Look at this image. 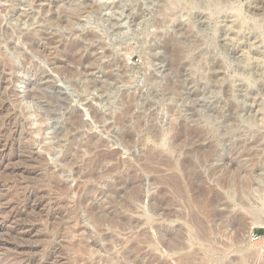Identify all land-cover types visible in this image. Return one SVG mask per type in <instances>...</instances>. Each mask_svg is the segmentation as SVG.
<instances>
[{"label": "rangeland", "instance_id": "rangeland-1", "mask_svg": "<svg viewBox=\"0 0 264 264\" xmlns=\"http://www.w3.org/2000/svg\"><path fill=\"white\" fill-rule=\"evenodd\" d=\"M9 1L0 0V34L13 32L8 43L16 45L22 52L18 55L6 50L4 36L0 39L4 58L10 57V63L19 69L14 74L18 79L16 83L0 85V129L4 131L0 134V264L126 263L121 256L112 258L120 248L127 249L132 245V231L117 230L115 236L123 245L110 244L103 241L88 222L87 214L93 205L99 207L102 204L96 213L102 208H111L114 200H118L114 194L117 189L112 185L119 182L127 185L134 174L139 179L141 197L135 203V212L129 215L142 221L150 217L154 223V229L148 230L154 243L145 249L153 253L152 264H263L264 0ZM92 3L101 7L98 15L86 10ZM66 7L70 10L86 8L80 14H71L72 10L61 14L60 9ZM50 9L53 10L50 12ZM39 29L46 37L61 36L69 41L78 40L84 31L102 38L106 49L95 52L94 57L102 60L100 65L104 74L95 70L84 78V82L61 74L62 71L54 69L41 56L31 53L24 42L26 33ZM170 37L176 40L190 37L192 44L185 61L173 64L174 67L170 55L163 49ZM107 51L115 54L119 64L105 54ZM124 70L128 71L129 79H120ZM106 74L112 75L107 84L103 78ZM169 80L180 83L182 89L179 98L171 102V97L158 93L164 91V84ZM91 81L105 83L104 88L108 89H81V82L83 85ZM34 92L39 96L31 99ZM131 95H134L132 102ZM128 103L132 106L129 115ZM90 107L106 120L103 126L95 122ZM77 113L84 124L82 132L103 140L109 147L108 152L118 153L116 160L121 163L120 169L112 176L98 181L85 179L75 172L81 165H66L61 134L66 132L71 118ZM15 114L21 115L17 121L19 132L10 137L14 139L13 146L7 147L6 151L2 145L13 127L7 126L6 121ZM181 121L192 126H213V134L218 140L214 153L201 169L204 188L223 195L231 215L242 214L238 235L230 227L222 233L220 222L214 223L215 226H204L196 217L191 220L193 211L189 208L190 197H185L188 193L181 184L183 182L173 181L172 171L164 167L163 162L170 156L168 147L164 146L170 138L163 136L161 142L165 145H160L154 138L155 133L159 130L168 132L171 123L179 127ZM105 126H110L109 131L103 128ZM129 135L134 137L132 146L124 140ZM151 157L155 158L153 163ZM116 162H108L107 168H112ZM173 163L176 164V160ZM175 187H179L178 192ZM125 195L126 192L121 193V199ZM157 226L164 227L162 233L156 230ZM207 228L213 231L209 232ZM102 229L106 233L112 232L107 225ZM144 229L145 226L138 227L137 234L143 233ZM93 235L98 239L96 245L92 242ZM176 237L181 240V249H168L163 245L165 241L174 243ZM108 245L110 252L102 250ZM99 247L103 248L100 250Z\"/></svg>", "mask_w": 264, "mask_h": 264}, {"label": "bare ground", "instance_id": "bare-ground-1", "mask_svg": "<svg viewBox=\"0 0 264 264\" xmlns=\"http://www.w3.org/2000/svg\"><path fill=\"white\" fill-rule=\"evenodd\" d=\"M9 1V0H8ZM33 1V0H32ZM167 1V0H166ZM188 1V0H187ZM202 1V0H201ZM10 2V1H9ZM74 2V1H73ZM85 2V1H84ZM154 2V1H153ZM165 2V1H164ZM204 2V1H203ZM210 2V1H209ZM76 3V2H74ZM169 3V2H167ZM175 3V2H174ZM206 3V2H205ZM73 4V3H72ZM96 4V3H95ZM170 4V3H169ZM177 4V3H176ZM179 4V3H178ZM177 4V5H178ZM188 4V3H187ZM197 4V3H196ZM69 5V4H68ZM77 5V4H76ZM89 5V4H88ZM166 5V4H165ZM165 5H163L165 7ZM191 5V4H190ZM201 5V4H200ZM79 6V5H78ZM77 6V7H78ZM86 6L83 4V7ZM167 6V5H166ZM171 6V5H170ZM180 6H184L183 4ZM194 6H196L194 4ZM202 6V5H201ZM200 6V7H201ZM23 7V6H22ZM21 7V8H22ZM72 7V6H71ZM176 7V6H175ZM191 7V6H190ZM86 8V7H85ZM85 8L81 9V8H76L75 10H70V8L66 7L65 9H60V13L61 14H65L68 13L69 10L72 13H84ZM162 8V7H161ZM167 8V7H166ZM188 8V7H187ZM90 10L92 11L94 14H99L101 12V7L100 6H96L93 3L89 6V8H87L86 10ZM159 9V8H158ZM171 9V8H170ZM249 9V8H248ZM53 9H50V12ZM88 10V11H89ZM160 10V9H159ZM169 10V9H168ZM203 10V9H202ZM206 10V9H205ZM163 11V10H161ZM160 11V12H161ZM170 11V10H169ZM174 11V10H173ZM183 11V10H182ZM27 11H23V13H25ZM159 12V11H158ZM166 11H164L165 13ZM176 13V12H175ZM91 14V13H90ZM2 15V14H1ZM53 15V14H52ZM190 15V14H188ZM18 16V15H17ZM164 16V15H163ZM2 17V16H1ZM56 17V15H55ZM165 17V16H164ZM168 17V16H167ZM166 17V18H167ZM170 17V16H169ZM182 18V17H181ZM185 18V17H184ZM189 18V17H188ZM60 19V18H59ZM232 19V18H231ZM242 20V18H240ZM239 19V20H240ZM1 20V19H0ZM21 20V19H20ZM52 20L53 17H52ZM56 20V19H55ZM160 20V19H159ZM199 20V19H198ZM244 20V19H243ZM35 21V20H34ZM65 21V20H64ZM74 21V20H73ZM99 21V20H98ZM192 21V20H191ZM235 21V20H234ZM61 22V21H60ZM159 22V21H158ZM239 22V21H238ZM237 22V23H238ZM244 22V21H243ZM51 23V22H50ZM57 23V22H56ZM160 23V22H159ZM157 23V24H159ZM164 23V22H163ZM1 24V22H0ZM60 24V23H59ZM239 24V23H238ZM41 25V24H40ZM56 25V24H55ZM68 25V24H67ZM164 25V24H163ZM248 25V24H247ZM246 25V26H247ZM250 25V24H249ZM180 26V25H179ZM233 26V25H232ZM245 26V25H244ZM21 27V26H20ZM239 27V26H238ZM73 28V27H72ZM231 28V27H230ZM233 28V27H232ZM231 28V29H232ZM44 29V28H43ZM60 29V28H59ZM40 31H42V29H39L35 32L32 33H26L25 34V43L28 46V49L36 54H38L39 56H41V59L45 60L46 62H48L52 67H54V69L56 70H60L61 74L63 73V75L66 73L70 78H74V79H79L80 81L83 80L84 82V78L89 75L91 72H94L95 70H100L102 74L103 73V67L100 65L102 60H99L96 56L94 57L95 52H99L100 50H105V44L102 41V38H100L99 36H97L96 34H94L93 32L90 31H84L78 40H67L64 37L60 38V40L58 41L57 39L59 38H53L52 36L49 37L44 34V33H40ZM55 31V30H54ZM45 32V31H44ZM49 32V31H48ZM2 33V32H1ZM56 33V32H55ZM74 33V31H73ZM72 35H76L73 34ZM78 33V32H77ZM189 33V32H188ZM60 34V32H59ZM58 34V35H59ZM182 34V33H181ZM191 34V33H189ZM2 35V34H0ZM13 35V32L11 31H4L3 35L0 36V39L2 40L3 36H4V41L3 43L6 46V50H12L16 53H18V55L21 54L22 49H20L19 47L15 46H11L8 43V39ZM63 35V34H62ZM79 35V34H78ZM76 35V36H78ZM236 35V34H235ZM242 35V34H241ZM240 35V36H241ZM249 35V34H248ZM181 36V35H180ZM179 36V37H180ZM185 36V35H184ZM57 37V36H56ZM13 38V37H12ZM195 38V37H194ZM241 39V38H240ZM243 39V38H242ZM0 40V43H1ZM190 37H185V38H181V39H175L173 37H170L168 39V41L166 42L165 46H164V52H166V54L170 55V58L172 60V66L173 64H179L180 62H182V60L186 57L187 55V51L188 49H192L191 45H190ZM196 42V41H195ZM252 42V41H251ZM198 44V42H197ZM222 44V43H221ZM1 45L0 44V85L3 84V82H6V85H12L13 83H16V78H14V74L17 70H19L16 66L12 65V60L4 58V54H2L1 52ZM57 45V46H55ZM164 45V44H163ZM193 46H195L193 44ZM163 47V46H162ZM264 47V46H263ZM254 48V47H253ZM224 49V48H223ZM230 49V48H229ZM157 50V49H156ZM153 52V51H152ZM155 52V51H154ZM192 52V51H191ZM249 52V51H248ZM259 53V52H258ZM107 56H112L110 58H114L113 60L116 61V63H118V61L116 60V57L114 56L115 54H113V52L111 51H107L105 53ZM163 54V53H162ZM165 54V55H166ZM232 54V53H231ZM246 54V53H245ZM26 55V54H25ZM156 55V54H155ZM161 55V54H160ZM55 56V57H54ZM106 56V57H107ZM6 57V56H5ZM27 57V56H26ZM105 57V58H106ZM30 58V57H28ZM163 58V57H162ZM187 58V57H186ZM257 58V57H256ZM25 59V58H24ZM250 59V58H249ZM247 60V59H246ZM253 60V59H252ZM29 61V60H26ZM185 61V59H184ZM188 61V60H187ZM248 61V60H247ZM113 62V61H112ZM250 62V61H249ZM115 63V65H116ZM246 63V62H245ZM261 63V62H260ZM113 64V63H112ZM119 64V63H118ZM117 64V65H118ZM182 64V63H181ZM116 65V66H117ZM58 66V67H57ZM118 67V66H117ZM174 67V66H173ZM182 67V66H181ZM110 68V67H109ZM163 69V68H162ZM174 69V68H173ZM220 70V69H219ZM43 73V72H42ZM100 73V74H101ZM170 73V71L168 72ZM180 73V72H179ZM178 73V74H179ZM244 73V72H243ZM128 71H123L122 73V77H120V79L122 78H127L129 79V76H127ZM252 74V73H251ZM43 75V74H42ZM41 75V76H42ZM262 75V74H261ZM45 76V75H44ZM67 76V77H68ZM222 76V75H221ZM252 75H250L251 77ZM47 79V77H45ZM104 80L107 84V81L112 79V75L110 74H106L104 75ZM131 78H133L131 76ZM130 78V79H131ZM258 78V77H257ZM43 79V78H42ZM50 79V78H49ZM76 79V80H77ZM119 79V80H120ZM214 79V78H213ZM51 80V79H50ZM117 80V79H116ZM132 80V79H131ZM49 81V80H48ZM79 81V82H80ZM121 81V80H120ZM124 81V80H122ZM127 80L124 81V83H126ZM157 81V79H156ZM179 81V80H178ZM87 82V81H86ZM129 82V81H128ZM152 82V81H151ZM175 82V81H174ZM173 81L171 82L170 80L167 81L164 85V91L161 90V95H163L164 97L169 96L170 102L171 100L174 101L175 98H179L182 89L180 86V83H174ZM160 83V82H159ZM264 83V82H263ZM40 83H38L39 85ZM103 84H99L96 81H91L88 83H83L81 82V89H84V91H95V90H100L102 91L103 89L106 90L108 89L106 87V89L104 88ZM5 85V86H6ZM33 85V83H32ZM31 85V86H32ZM54 85V83H53ZM36 86V85H35ZM43 86V85H42ZM47 86L48 85L47 83ZM10 87V86H9ZM229 87V86H228ZM34 88V87H33ZM231 88V87H230ZM40 89V86H39ZM44 89V88H43ZM8 90V89H7ZM30 90V89H29ZM41 90V89H40ZM39 90V91H40ZM159 90V89H158ZM248 90V89H247ZM193 91V90H192ZM45 92V91H44ZM105 92V91H104ZM214 92V91H213ZM188 93V92H187ZM190 93V92H189ZM9 95V94H8ZM135 95V94H134ZM133 95V96H134ZM11 96V95H10ZM37 96V93L34 92L32 95H30L31 99H35ZM133 96L131 95V102L134 101ZM158 96V95H157ZM21 97V96H20ZM29 97V99H30ZM156 97V96H155ZM158 98V97H157ZM162 99V98H160ZM14 100V99H13ZM83 100V99H82ZM85 100V99H84ZM130 100V99H129ZM28 101V100H27ZM130 102V101H129ZM14 103V102H12ZM22 103V102H21ZM128 110H127V114H131L132 111V106H130V103ZM248 104V103H247ZM200 105V104H199ZM12 106V105H11ZM173 107V106H172ZM199 107V106H198ZM92 117L95 120L96 123H98L99 125H102L104 123H106L104 121V118L100 115L97 114V112L92 108ZM170 108V107H169ZM175 109V108H174ZM14 111V110H13ZM69 111V110H68ZM170 111V110H169ZM8 112V111H7ZM1 113V112H0ZM246 113V112H245ZM250 113V112H249ZM24 114V113H23ZM22 114V115H23ZM69 114V113H68ZM20 114H18L19 116ZM26 115V114H25ZM28 115V114H27ZM75 115V114H74ZM122 115V114H121ZM175 115V113H174ZM18 116L17 114L15 115H11L8 120L6 122H8L7 126H13L11 129V134H9V138L8 140H6L5 145H2V148H4L3 150H6L7 147L9 148L12 145V140H14L13 138L10 139V137H15L18 134V128H17V121H18ZM21 116V115H20ZM24 116V115H23ZM69 116V115H68ZM4 117V116H3ZM26 117V116H25ZM132 117V116H131ZM130 117V118H131ZM28 118V116L26 117V119ZM181 118V117H180ZM22 119V117H21ZM195 119V118H194ZM20 120V119H19ZM24 120V119H23ZM28 120V119H27ZM27 120L25 122H27ZM118 120V119H117ZM116 120V121H117ZM120 120V119H119ZM124 120V119H123ZM180 120V119H179ZM15 121V124L13 123ZM41 121V120H40ZM121 121V120H120ZM176 121V120H174ZM173 121V122H174ZM195 121V120H194ZM24 122V123H25ZM199 122V121H197ZM3 123V122H2ZM118 123H120L118 121ZM175 123V122H174ZM194 123V122H193ZM4 124V123H3ZM30 124V123H29ZM125 124V123H124ZM138 124V123H137ZM196 124V123H195ZM6 125V123H5ZM4 125V126H5ZM121 125V124H120ZM140 125V124H139ZM204 125V124H202ZM210 125V124H209ZM207 125L206 127H200L199 125H194L192 126L191 124H188L185 121H181L180 126L178 127L177 125L175 126L173 123H171V127L168 130V132H164L163 130H159L155 133L154 138H156V142L159 143L160 141V145L161 143V139L162 137L165 135H169L168 137L170 138L169 143L164 146V147H168V151H170V156H169V161H165L164 163V167H166L167 169L172 171V177H174L175 180H173V178L171 180L176 181V179L178 181L183 182L181 183L182 185L184 184L185 189L187 190L188 196L185 197H190V202L189 204H187V206L189 205L190 210L193 211V213L191 214V220L192 218H197L199 219V222L201 223V225L203 224L204 226H206L207 224H214L217 222H220L222 225V233H226L228 227H230V229L232 228L233 230L236 231L237 235L240 232V228L242 226V222H243V216L242 214H235V215H231L229 213V206L227 205V203H225V198L223 197V195L221 194H216L214 192H212V190H206L204 188L205 186V180L203 178V174L201 172V169L204 165V163H206L211 155L214 153V149L216 147V143H217V138L214 136L213 134V126H209ZM19 126V125H18ZM115 126V125H113ZM25 127V126H24ZM84 127V124L81 122L80 119V114L77 113L73 118H71V123L69 128L66 130H64V132L61 134V146L62 149H64V156L65 159L67 160L66 162H68L66 165H68L69 167L75 166V165H81L82 167L78 168L75 172L76 175H80L82 174L83 178H88V179H92L95 181H98L100 179H104L108 176H110L111 174L113 175L118 168L120 169V164L118 162V160H116V156H118L117 152L115 151V153H110L107 151V149L109 148L108 145L103 141L100 140L97 136H90L87 133L82 132ZM116 127V126H115ZM124 127V126H122ZM121 127V129H122ZM8 128V127H7ZM23 128V127H22ZM106 131H109L110 126H105L103 127ZM6 129V126H5ZM26 129V128H25ZM119 130V129H118ZM10 131V129H9ZM155 131V130H154ZM4 132L2 129H0V134ZM23 132V131H22ZM129 132V131H128ZM215 132V131H214ZM26 133V132H25ZM60 133V132H59ZM115 133V132H114ZM130 133V132H129ZM22 134V133H21ZM57 134V133H56ZM128 134V133H127ZM132 134V133H131ZM135 134V133H134ZM133 134V135H134ZM24 135V134H22ZM114 135V134H113ZM5 137V136H4ZM30 137V136H28ZM60 137V136H59ZM116 137V136H115ZM167 138V137H166ZM165 138V139H166ZM220 138V137H219ZM10 139V140H9ZM31 139H33L31 137ZM113 139V138H112ZM121 139H124L121 138ZM132 139H134V137H132V135H129L127 137H125V141L127 142L128 145L132 146ZM153 139V138H151ZM26 140V139H25ZM115 140V139H114ZM30 141V139H29ZM35 141V139H34ZM124 141V142H125ZM153 141V140H152ZM25 142V141H24ZM32 142V141H31ZM123 142V143H124ZM154 142V141H153ZM165 142V141H164ZM119 143V142H118ZM166 143V142H165ZM26 144V143H25ZM156 144V143H155ZM164 144V143H163ZM165 145V144H164ZM60 146V147H61ZM124 147V146H123ZM163 147V148H164ZM20 148V147H19ZM131 148V147H130ZM128 148V150L130 149ZM157 149V148H156ZM17 150V149H16ZM51 150V149H50ZM131 150V149H130ZM160 150V149H159ZM7 151V150H6ZM161 151V150H160ZM47 152H49L47 150ZM157 152V150H156ZM155 152V153H156ZM12 153V152H11ZM30 153V152H29ZM151 154V153H150ZM154 152L152 151L153 155ZM160 154V153H157ZM164 154V153H163ZM167 154V153H166ZM168 154V155H169ZM41 155V154H40ZM156 155V154H155ZM154 155V156H155ZM29 156V155H28ZM37 156V155H36ZM39 156V155H38ZM37 156V157H38ZM153 156V157H154ZM165 156V154H164ZM163 156V157H164ZM10 157V156H9ZM35 157V156H34ZM158 157V156H156ZM40 158V157H39ZM42 158V157H41ZM40 158V159H41ZM162 158V157H161ZM165 158V157H164ZM25 159V158H24ZM45 159V158H44ZM43 159V160H44ZM155 159V158H153ZM152 157H151V162H152ZM157 159V158H156ZM117 161L115 163V165L112 168H107L108 166H106L108 164V162L110 163L111 161ZM176 160V164L173 163V161ZM5 161V160H4ZM39 162V160H37ZM65 161V160H64ZM157 161V160H156ZM36 162V161H35ZM43 162V161H42ZM121 162V161H120ZM123 162V161H122ZM15 163V162H14ZM19 163L21 164V162L19 161ZM25 163V162H24ZM32 163V162H31ZM40 163V162H39ZM153 163V162H152ZM151 163V164H152ZM156 163V162H155ZM159 164V163H158ZM157 165V164H156ZM38 166V165H37ZM14 167V166H13ZM30 167V166H29ZM36 167V166H35ZM163 167V166H162ZM6 168V167H5ZM15 168V167H14ZM99 169H101L99 171ZM150 169V168H149ZM154 169V168H153ZM160 169V168H159ZM165 169V168H164ZM118 171V170H117ZM168 171V170H166ZM74 172V174H75ZM54 173V172H53ZM134 174V173H133ZM111 175V176H112ZM128 176V175H127ZM134 176V177H133ZM133 176H128L130 177V182L125 185L124 183L119 184L116 183L112 186H115L116 191L114 192V194H116V197L118 198V200H114V202H110L114 205L111 206V208L104 210L103 208L98 211L96 213V210L100 209L97 205H93L91 207H89L88 209V214L87 216H89V220L88 222H91V224L94 226V228L96 229L97 233L99 236H101L103 241H108L110 244L112 243H121V241H118L116 236H115V232L117 230H124V229H129L130 231H132V236L130 237L131 240L130 242L132 243V245L130 247H128L127 249L125 248H120V250L117 251V254H115L116 256H114L112 259H116L118 258V256H121L122 258L125 259L126 263H121V264H152L151 260L153 257V253L151 251H146L145 249L151 247L154 243V240L151 238L148 230L150 229H154V223L151 222L152 219H150V217L146 218V220L144 219V221L140 220V219H133L129 214L135 212V203L136 201H138L141 197V192L139 190V185H138V180L137 178H135V174ZM80 178V177H79ZM82 178V177H81ZM211 178V177H210ZM83 179V180H85ZM91 180V181H92ZM170 180V181H171ZM61 181V180H60ZM169 181V182H170ZM207 181V180H206ZM58 182V181H57ZM62 182V181H61ZM124 182V181H123ZM174 183V182H173ZM176 183V182H175ZM178 183V184H180ZM57 184V183H55ZM60 185V184H59ZM56 186V185H55ZM111 186V187H112ZM123 186L124 189L121 187ZM172 186V185H171ZM170 186V187H171ZM120 187V189H119ZM182 189L184 187L180 186ZM56 188V187H55ZM113 188V187H112ZM173 188V187H172ZM179 189V187H177ZM175 187V189L178 192V189ZM63 189V188H62ZM114 189V188H113ZM123 189V190H122ZM28 190V189H27ZM49 190V189H48ZM60 190V189H59ZM108 190V189H107ZM111 190V189H109ZM181 190V189H180ZM185 190V192H186ZM36 191V190H35ZM113 191V190H112ZM182 191V190H181ZM184 191V189H183ZM91 192V191H90ZM106 192V191H105ZM108 192V191H107ZM126 195L124 197V199H121V193H125ZM176 192V191H175ZM184 192V193H185ZM40 193V192H39ZM183 193V192H182ZM183 193V194H184ZM52 194V193H51ZM89 194V193H88ZM101 194V193H100ZM113 194V192H112ZM49 195V194H48ZM186 195V194H184ZM183 195V196H184ZM24 196V195H23ZM47 196V195H46ZM102 196H103V192H102ZM52 197V196H51ZM182 197V196H181ZM184 197V198H185ZM183 198V197H182ZM57 199V198H56ZM115 199V198H114ZM181 199V198H180ZM189 199V198H187ZM26 200V199H25ZM38 200V199H37ZM47 200V199H46ZM153 200V199H152ZM44 201V200H43ZM50 201V200H49ZM55 201V199H54ZM113 201V200H110ZM11 202V201H10ZM185 202V201H183ZM6 203V202H5ZM8 203V202H7ZM46 203V202H45ZM44 203V205H45ZM57 203V202H56ZM22 204V203H21ZM20 204V205H21ZM40 205V204H39ZM38 205V206H39ZM17 206V205H16ZM22 206V205H21ZM5 207V206H4ZM34 207V206H33ZM46 207V206H43ZM221 207H224V210H220ZM1 208V207H0ZM30 208V207H28ZM32 209V208H31ZM35 209V207L33 208ZM23 210V209H22ZM42 210V209H41ZM13 212V211H12ZM23 212V211H22ZM26 213V212H25ZM36 213V212H35ZM136 214V213H135ZM233 214V213H232ZM19 215V213H18ZM254 215V214H253ZM6 216V215H5ZM27 217V216H26ZM140 218V217H139ZM143 219V218H142ZM22 220V219H21ZM194 220V219H193ZM195 222L198 220H194ZM256 221V220H255ZM258 221V220H257ZM256 221V222H257ZM4 222V221H3ZM26 222V221H25ZM73 222V221H72ZM264 222V221H263ZM78 223V222H76ZM191 223V222H190ZM193 224H196L192 221ZM259 223V222H258ZM4 224V223H3ZM10 224V223H9ZM16 224V223H15ZM79 224V223H78ZM219 224V223H218ZM260 224V223H259ZM77 225V224H75ZM109 226L110 229L112 230V232L110 233H106L107 231H104L102 229V227L104 226ZM216 224H214L215 226ZM262 225V224H261ZM264 225V224H263ZM80 226V225H79ZM142 227L145 226L144 231H142L143 233H140L139 235L137 234V229L138 227ZM194 226V225H192ZM198 226H200V224H198ZM82 227V225H81ZM195 227V226H194ZM209 227V225L207 226ZM14 228V227H13ZM27 229V227H25ZM72 228V227H71ZM30 229V228H29ZM164 227L162 226H157V229L159 233L163 232ZM204 229V227H203ZM214 229V227H213ZM2 230V229H1ZM73 230V229H72ZM81 230V229H80ZM199 230V229H198ZM202 230V229H201ZM205 230V229H204ZM207 230H209L207 228ZM211 231H213L210 228ZM209 230V232H210ZM26 230H24L25 232ZM28 231V230H27ZM30 232V231H29ZM28 232V233H29ZM206 232V231H204ZM204 232L203 236H204ZM208 232V231H207ZM35 233V232H34ZM213 233V232H212ZM221 233V232H220ZM73 234V233H72ZM76 234V233H75ZM210 234V233H209ZM217 234V233H216ZM30 235V234H29ZM199 235V234H198ZM205 235H207L205 233ZM75 236V235H74ZM78 236V235H77ZM83 236V235H82ZM95 235H93L92 238V242L94 245L97 244L98 239L94 238ZM135 236H138L137 239ZM201 236V235H200ZM9 237V236H8ZM80 237V236H79ZM179 237V235H178ZM181 237V236H180ZM202 237V236H201ZM62 238V237H61ZM75 238V237H73ZM90 238V239H91ZM100 238V239H101ZM177 238V237H176ZM64 239V238H63ZM89 239V240H90ZM163 239V238H162ZM165 239V238H164ZM179 238H177V241H175L174 243H169L167 241H165L163 243V245L165 247H167L168 249H177L179 250V248L181 247V240L178 241ZM2 240V239H1ZM65 240V239H64ZM68 241V240H67ZM65 241V242H67ZM73 241V240H72ZM70 242V241H69ZM68 242V243H69ZM90 242V241H89ZM86 243V242H85ZM25 244V242H24ZM72 244V243H71ZM92 244V245H93ZM30 245V244H29ZM89 245V244H88ZM93 245V246H94ZM99 245V244H98ZM121 246L123 245V243L120 244ZM183 245V244H182ZM54 246V245H53ZM74 246V245H73ZM21 247V246H20ZM34 247V246H33ZM100 248V247H99ZM103 247L100 248V250ZM111 246L108 245V247H105L102 250H106V251H111ZM181 249V248H180ZM172 251V250H171ZM23 253V252H21ZM55 253V252H54ZM20 255V254H19ZM17 256V255H16ZM91 256V255H90ZM55 258V257H54ZM57 258V257H56ZM2 259V258H1ZM12 259V258H11ZM65 259V258H64ZM21 260V259H20ZM92 260V259H91ZM146 260H148L147 262H145ZM24 261V260H23ZM88 261V259L86 260ZM2 262V261H1ZM55 262V261H53ZM52 262V263H53ZM64 262V261H63ZM39 263V262H38ZM56 263V262H55ZM67 263V262H66ZM86 263V262H85ZM17 264V263H16ZM27 264V263H25ZM30 264V263H28ZM41 264V263H40ZM165 264V263H162ZM264 264V262H263Z\"/></svg>", "mask_w": 264, "mask_h": 264}, {"label": "trees", "instance_id": "trees-1", "mask_svg": "<svg viewBox=\"0 0 264 264\" xmlns=\"http://www.w3.org/2000/svg\"><path fill=\"white\" fill-rule=\"evenodd\" d=\"M260 232V231H259Z\"/></svg>", "mask_w": 264, "mask_h": 264}, {"label": "water", "instance_id": "water-1", "mask_svg": "<svg viewBox=\"0 0 264 264\" xmlns=\"http://www.w3.org/2000/svg\"><path fill=\"white\" fill-rule=\"evenodd\" d=\"M162 145V144H161Z\"/></svg>", "mask_w": 264, "mask_h": 264}]
</instances>
